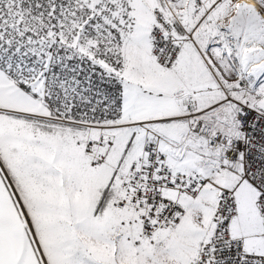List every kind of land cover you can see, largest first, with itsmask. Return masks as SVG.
Returning a JSON list of instances; mask_svg holds the SVG:
<instances>
[{"label":"snow or ice","instance_id":"obj_1","mask_svg":"<svg viewBox=\"0 0 264 264\" xmlns=\"http://www.w3.org/2000/svg\"><path fill=\"white\" fill-rule=\"evenodd\" d=\"M0 264H264V0H0Z\"/></svg>","mask_w":264,"mask_h":264}]
</instances>
